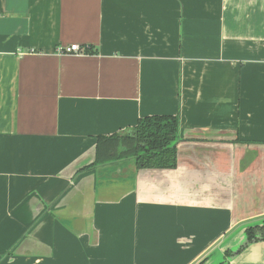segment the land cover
<instances>
[{
	"label": "crops",
	"instance_id": "obj_1",
	"mask_svg": "<svg viewBox=\"0 0 264 264\" xmlns=\"http://www.w3.org/2000/svg\"><path fill=\"white\" fill-rule=\"evenodd\" d=\"M175 115V169L78 172ZM263 221L264 0H0V264H264Z\"/></svg>",
	"mask_w": 264,
	"mask_h": 264
},
{
	"label": "trees",
	"instance_id": "obj_2",
	"mask_svg": "<svg viewBox=\"0 0 264 264\" xmlns=\"http://www.w3.org/2000/svg\"><path fill=\"white\" fill-rule=\"evenodd\" d=\"M82 49L83 53L88 52L86 47ZM178 130V115L141 118L125 133L98 137L94 162L78 172H87L98 165L121 160H134L137 169H175ZM245 235L250 244L262 241L264 226L249 227Z\"/></svg>",
	"mask_w": 264,
	"mask_h": 264
},
{
	"label": "water",
	"instance_id": "obj_3",
	"mask_svg": "<svg viewBox=\"0 0 264 264\" xmlns=\"http://www.w3.org/2000/svg\"><path fill=\"white\" fill-rule=\"evenodd\" d=\"M255 226H264V221L263 222H260V223H256V224H253V225H250L246 228H244L241 233L236 237L234 238V240H237L238 243H236L234 246H231L230 247V243H228V245H226L223 250H222V254H223V258H222V261L224 263L232 260L234 257H236L239 252L241 250H243L244 248H247L249 245H251L250 243L247 242V238H246V235H245V230L249 227H255ZM243 238V240L241 241H238L239 239L238 238ZM227 253V255H226ZM220 264V263H219Z\"/></svg>",
	"mask_w": 264,
	"mask_h": 264
},
{
	"label": "built area",
	"instance_id": "obj_4",
	"mask_svg": "<svg viewBox=\"0 0 264 264\" xmlns=\"http://www.w3.org/2000/svg\"><path fill=\"white\" fill-rule=\"evenodd\" d=\"M58 54H83V49L82 47H79L77 45H69L66 47H59L57 50ZM34 52V51H30Z\"/></svg>",
	"mask_w": 264,
	"mask_h": 264
}]
</instances>
